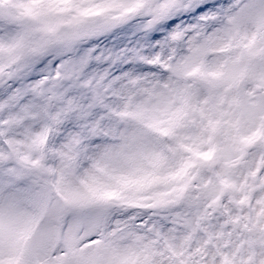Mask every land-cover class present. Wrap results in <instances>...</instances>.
<instances>
[{
    "label": "snow or ice",
    "instance_id": "6c2138e0",
    "mask_svg": "<svg viewBox=\"0 0 264 264\" xmlns=\"http://www.w3.org/2000/svg\"><path fill=\"white\" fill-rule=\"evenodd\" d=\"M0 264H264V0H0Z\"/></svg>",
    "mask_w": 264,
    "mask_h": 264
}]
</instances>
